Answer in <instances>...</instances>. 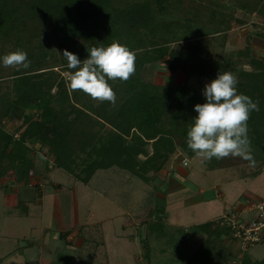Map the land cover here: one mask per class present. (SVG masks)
<instances>
[{
  "label": "rangeland",
  "instance_id": "rangeland-1",
  "mask_svg": "<svg viewBox=\"0 0 264 264\" xmlns=\"http://www.w3.org/2000/svg\"><path fill=\"white\" fill-rule=\"evenodd\" d=\"M108 1L112 7L118 9H124L134 3H149L155 15V22L160 24L158 28L142 31V47H130L120 38L113 37L111 40V43L118 41L135 51L136 75L145 82L166 83L163 85L171 88L184 86L190 91L203 93L205 84L200 79L201 76L194 73L199 70L208 71L215 68L220 72L231 71L238 77L239 82L244 84L256 78V74L264 72V0ZM0 17H4L6 23V30L0 31V57L22 49L27 52L31 61L29 69L20 71L0 65V117L3 119V125L11 134L15 131L22 132L24 129L23 111L15 110L12 104L21 93L18 89L21 79L44 82L53 108L60 111L71 110V107L76 109L71 115L75 124L73 146L76 167L82 168L92 152L91 145L114 131L108 123L95 115V110L102 107L110 115L118 110L126 95L125 82L109 81L117 96L115 106L109 102L93 100L81 91H69L68 78L74 70L67 67V60L62 55L66 49L79 56L78 47L71 39L56 35L54 18L40 12L38 0H0ZM162 23L170 24L162 26ZM243 24L247 25L241 26ZM106 37L103 33L102 38ZM228 38L232 42L229 45L226 44ZM196 43L201 44L203 49L199 59L186 60L188 66L185 69H177L180 71L175 73L166 68L165 61L172 48L190 49ZM101 45H104L103 42H99L98 46ZM155 50H162V58L141 66L140 57L149 52L156 55ZM257 80L261 83L264 78L257 77ZM175 99L176 92H172L168 107L161 117L163 129L173 130L176 127L172 125L173 120L176 121ZM7 111L9 113H6ZM35 111V108L30 110L31 113ZM177 132L174 152L163 166L158 170L148 166L150 170L147 175L152 179L150 184L131 172L129 173L132 177L129 179L126 170L123 172L114 167L98 171L90 184L86 185L60 169L59 175L52 178L61 182L63 189L55 191L48 176L51 169L48 165L54 167L52 159L41 158L34 153L32 147H26L33 167L25 174L26 171L22 170H27V166L21 165L18 160L12 161L7 155V149L0 148V183L7 179L21 180L26 184L31 182L30 188L42 183L45 185L47 199L42 209L30 205V219L23 221L19 229L11 230L9 226L6 228L9 210L3 205V190L0 188V222L4 223L5 231L4 234L0 233V260H3L0 264H50L55 258V241L63 246L65 242L53 239L50 243L49 235V239L42 235V228H50V233L56 228L52 213L54 195L57 192L60 193V199L66 197L64 203L67 207H64L68 215V226L75 222L79 225L84 223L88 229L86 232L82 230L87 243L84 245V252L79 254L81 262L94 259L92 264H187L186 261L192 258L197 242L205 236V232L207 238L204 242L208 245L205 258L195 255L205 261L193 264H253L262 260L264 241L255 243L246 250H238L236 244L227 237V233L221 232L222 227L226 230V224L223 225L220 218L229 211L236 214L242 208L250 207L255 201H264L263 150L251 141L257 161L254 168L249 167L248 162L240 158H213L211 162H204L188 149L187 138L182 139L183 136H178ZM130 133L125 144H135L136 141L141 144V141L133 136L136 130L132 129ZM142 147L147 155L154 152L152 141ZM146 153L139 154L138 161H143L147 157ZM183 158L189 159L187 166L183 165ZM73 167L75 168V165ZM258 170L261 171L253 175ZM169 174L183 187L188 186L196 192L201 187L218 189L222 198L198 202L191 208L187 205L173 209L174 207L167 205L166 189L170 182L163 181ZM31 175L32 178L34 175L37 178L31 180ZM93 186L101 189L94 192L90 188ZM69 194L73 195L72 198L68 197ZM104 194L113 202L107 201L103 197ZM203 207H209L211 218H215L213 227L218 226L214 232L212 226L203 232L191 224L192 220L195 221L198 209H204ZM26 208L27 205L18 209L17 213L23 214ZM126 212H129V215H126ZM250 216L251 214L247 213L244 218ZM188 224L192 227L185 226ZM123 234L124 238L121 237ZM132 236H136L137 246L129 241L134 240ZM29 241L36 242V245L27 247ZM240 252L242 255L238 256ZM8 253L10 256L6 257ZM41 259L44 260L40 261Z\"/></svg>",
  "mask_w": 264,
  "mask_h": 264
},
{
  "label": "trees",
  "instance_id": "trees-1",
  "mask_svg": "<svg viewBox=\"0 0 264 264\" xmlns=\"http://www.w3.org/2000/svg\"><path fill=\"white\" fill-rule=\"evenodd\" d=\"M38 2L40 12L54 18L56 35L76 43L79 50L78 57L81 60L86 59L87 50L98 46L99 42H103V46L110 45L113 37L124 40L130 47H142L144 45V40L141 38L142 31L152 30L160 25L155 22L154 12L146 2L134 3L124 9L112 7L108 0H38ZM4 21L5 18L0 17V31L6 30ZM169 24L162 23V26H169ZM103 33L107 35L104 39ZM202 50V45L199 43L190 49L172 48L165 61L166 68L170 71L185 69L188 66L186 60L199 59ZM155 51H157L156 55L149 52L140 57V65L162 58V50ZM199 71L194 73L201 78L211 80L215 79L220 72L215 68ZM136 74L135 72L125 82L126 95L118 110L111 115L102 107L95 110V115L108 123L114 131L91 145L92 152L84 161L82 168L76 167L73 146L75 124L71 115L76 110L75 107L67 111L56 110L50 103L51 99L44 82L28 78L21 79L18 88L21 93L12 103L15 110H22L24 114L22 140L31 139L39 143L43 149L47 150V155L52 159L54 166L67 171L82 183H88L96 171L114 166L123 168L143 180H148L150 178L147 175V171L150 170L148 166L158 170L173 154L177 130L180 129L177 132L178 136L182 135V139L187 138V130L197 115L194 105L204 103L205 98L199 91H190L184 86L171 88L167 85H155L141 80ZM255 77L245 84L239 82L237 90L251 97L253 101L259 102V111L251 113L248 127L251 141H254V144L264 152V81L258 83L257 80V77L264 78V72L256 74ZM172 92H176L174 113L176 121L173 120L175 123H172L176 127L173 130L163 129L161 117L168 107ZM33 108L36 111L31 113L30 110ZM132 129L136 130L133 136L139 139L141 144L139 141L135 144H125ZM150 141L153 142L154 152L147 155L142 145ZM0 148L7 149V155L12 161L18 160L21 165L27 166V170L25 168L22 170L26 171L25 174L28 173L29 168L33 167V161L27 155L26 146L22 142L13 141V135L7 131L1 117ZM141 153H146L147 157L140 162L137 156ZM74 165L78 171L75 170ZM214 223L215 221L201 224L199 227L207 230L213 227ZM217 226L213 227V232ZM225 229L222 227L221 232L229 234L228 228ZM207 250L208 245L205 243L196 254L205 258ZM253 264H264V258Z\"/></svg>",
  "mask_w": 264,
  "mask_h": 264
},
{
  "label": "clouds",
  "instance_id": "clouds-1",
  "mask_svg": "<svg viewBox=\"0 0 264 264\" xmlns=\"http://www.w3.org/2000/svg\"><path fill=\"white\" fill-rule=\"evenodd\" d=\"M81 60L76 54L63 51L67 67L74 70L68 78L69 91H81L98 102L115 106L117 96L109 81L127 82L136 72V53L114 41L107 46H93ZM0 65L17 71L31 66L28 54L16 49L0 57ZM238 77L231 71L219 72L203 89L204 103L194 105L197 115L187 130V147L204 162L213 158H240L256 167L249 136L248 121L259 102L239 93ZM189 161H184L187 166Z\"/></svg>",
  "mask_w": 264,
  "mask_h": 264
},
{
  "label": "crops",
  "instance_id": "crops-1",
  "mask_svg": "<svg viewBox=\"0 0 264 264\" xmlns=\"http://www.w3.org/2000/svg\"><path fill=\"white\" fill-rule=\"evenodd\" d=\"M246 25L247 24H243L241 26H246ZM230 43H232V42H230V40L228 38L226 44L229 45ZM176 71L178 72L180 70H176ZM176 71H173V72L175 73ZM200 79H202V82L205 85L212 81L211 79H208V78H200ZM147 82H150V81H147ZM151 83L157 84V82H155V81H153ZM163 84H166V83L157 84V85H163ZM186 159L189 161L188 158H186ZM47 164H48V162H47ZM48 167L51 168L48 171V176H49V179L51 180V183H53L52 185L55 188V191L62 190L63 189L62 183L59 181H55L52 178V177L59 175L58 170H60L61 168H58L56 166L50 167V164L48 165ZM114 167H117V166H114ZM114 167H111L108 169H112ZM118 168L121 169L123 172H125L124 171L125 169L120 168V167H118ZM61 170H63V169H61ZM104 170H106V169H102V170H98V171L101 172ZM98 171H96L95 174H97ZM125 173H126V175H128L129 179L132 177L130 175L129 171L126 170ZM94 175L92 176V178L89 180L88 183H83V184L89 185L90 182L92 181V179L94 178ZM71 176H73V175H71ZM34 178H37V176L34 175V177L32 178V175H31V180H33ZM73 178H75V177L73 176ZM145 181L148 182L149 184L152 183L151 178H149L148 180H145ZM163 181L170 182L169 186L167 185V189H166L167 205L170 207H174L173 209L184 208L187 205H188V207L191 208L193 205H196L198 202L209 201V200H212L214 198L215 199L222 198L220 191H218V189H215V188L214 189L211 188L209 190L208 188H204V187L202 188L201 187L196 192V191L192 190L191 188H189L188 186L183 187L182 184L177 181V179H174L172 174H169V176H167ZM27 183L30 184L31 182H27ZM25 184L26 183L21 181V180H14V181L10 180L9 181L8 179H7V181H2L0 183V188L3 190L2 194L0 192L1 197L3 195V205L5 206V208L7 210H9V212H7V214H9L7 221L5 220L7 222L6 228H8V226H9L11 230L12 229L14 230L17 228L19 229L22 226L23 221H26V220L28 221L30 219L29 218V214H30L29 206L30 205H33V206L38 207V208L40 207L42 209L43 204H45L44 201L47 200L45 198V185H43L42 183H38L36 185V187L30 188L29 184H26V185ZM40 184H42L43 187ZM90 188H92L94 192H97L99 189H101V187L97 188L94 186L90 187ZM59 194L60 193L57 192L54 195V198H55V202H53L54 213H52L53 217L55 219L56 228L53 229L51 233L49 232L50 228H47V227H45L44 229L42 228V235L45 238L47 237L48 239L50 237V239H49L51 241L50 243H52L56 239H58V240L61 239L62 241L65 242V245L64 246L58 245L57 244L58 242L55 241V243H56L54 246L55 258L49 263L50 264H55V263H60V264H77V263L92 264V263H94V259H92L90 261H82L81 262V258L79 255L80 253L84 252V250H85L84 245H86V243H87V239L82 235L83 229L85 232L88 230L87 227H85L86 224L83 223V224L79 225L78 223L75 222V224L68 226L67 221H66V218L68 215H67V212L65 210L66 208L64 207V205L66 206V204L64 203V199L66 197H63L62 199H60ZM62 194H66V193L62 192ZM72 196L73 195H70V194L68 195V197H71V198H72ZM103 197L105 199H107V201L113 202V200H111V198L108 197L107 195H105ZM89 202H90V200H89ZM26 205L28 206V208L24 209L25 212L23 214L17 213L18 209H21L22 207L25 208ZM203 208L204 209H201V208L198 209L197 215L195 216V221L192 220V223H191L194 227L199 228L198 230L202 229L201 227H199V225L215 221V218L214 219L211 218L212 217L210 215L211 212L208 210L209 207H203ZM11 209L14 211H11ZM10 213H12V214H10ZM125 214L129 215V212H126ZM191 224H188L185 226L186 227L187 226L192 227ZM3 225H4V223L2 224V222H0V233H2V234H4V232H5ZM228 231H230L229 228H228ZM203 232H204V230H203ZM48 235H49V237H48ZM204 235H205L204 237L199 238V241L197 242V246H196L197 248L194 250L192 258L187 260L186 263H204L205 260H200L197 258V256L195 257V255H197L196 253L205 244L204 241L207 238V232H205ZM121 237L124 238V234L121 235ZM132 237L134 240H129V241L130 242L132 241L137 246L138 242L136 240V236H132ZM227 237L229 238L230 241H232L230 238L231 232H229V234H227ZM134 241H136V242H134ZM42 243H44V240H42ZM232 243H234V245H235V242L232 241ZM35 245H36V242H32V241L30 242L29 241L26 246L27 247L28 246L33 247ZM43 245H45V244H43ZM56 245H58V246H56ZM5 256L9 257L10 253L6 254ZM95 257H96V254H95L94 258ZM43 258H44V256H43ZM43 260L44 259H41L40 261H43ZM47 261H50V260H47ZM138 261H140L139 258H138ZM0 263H3V260H0Z\"/></svg>",
  "mask_w": 264,
  "mask_h": 264
},
{
  "label": "built area",
  "instance_id": "built-area-1",
  "mask_svg": "<svg viewBox=\"0 0 264 264\" xmlns=\"http://www.w3.org/2000/svg\"><path fill=\"white\" fill-rule=\"evenodd\" d=\"M22 132L15 131L12 133L14 142H22L26 147H32L34 153L41 158L49 159L47 150L31 139L22 140ZM186 158H183L182 163ZM251 214L250 217L244 218L245 214ZM222 224L229 228L231 240L235 242L238 250H246L249 246L264 241V201H255L250 207L242 208L238 213L229 211L220 218ZM242 253H238V256Z\"/></svg>",
  "mask_w": 264,
  "mask_h": 264
}]
</instances>
